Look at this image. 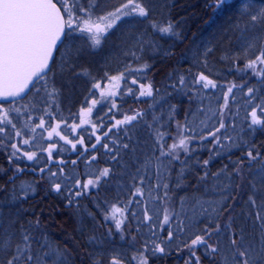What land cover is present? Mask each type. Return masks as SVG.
Returning a JSON list of instances; mask_svg holds the SVG:
<instances>
[{"label": "trees", "instance_id": "trees-1", "mask_svg": "<svg viewBox=\"0 0 264 264\" xmlns=\"http://www.w3.org/2000/svg\"><path fill=\"white\" fill-rule=\"evenodd\" d=\"M182 1L185 6L175 5L169 14L170 24L178 34L175 54L170 57L174 68L159 84L148 79L155 86V92L149 99L156 98L155 103L164 112L181 116L180 129L178 124L172 126V130L162 124V113L153 112L154 101L144 97L139 104L132 95L126 111L138 107L145 115L131 126L121 129L103 150L91 152L92 162H89L87 154V163L82 161L75 167H68V172L61 176V179L64 178L59 183L61 189L56 191L53 188L54 181L46 178L40 165L51 155H47L44 146L36 149L29 141L30 135L26 132L23 134L20 128L23 121H27V126L38 129L43 139L59 137L60 126L59 135H48L57 125V113L50 111L43 115H30L29 109L25 108V111L17 114L6 109L15 104L0 103V127L5 128L4 132H0V213L4 200H11L12 197L20 200L23 227L27 230L25 235L29 237L33 256L32 261H27L25 257L17 264H53L46 254L54 249L64 252L67 264H110L113 257L107 256L106 247L103 246V242L108 240L113 241L111 244L118 243L131 249L128 257H115L120 260V264H139L141 257L146 258L148 264H158V261H164L165 264H220V256L211 257L204 245L189 247L196 235H203L206 228L214 229L217 225L221 231L213 232L208 242H219L222 251L227 249L232 232L242 235L244 241L253 248L259 247L264 238V200L260 196L264 189L256 190L250 197L247 189L250 184L257 186L253 172L256 167L264 166V159L257 158L250 163L247 153L252 151L255 156L259 152L260 157H264V125H251L250 117V113L256 109L258 116L264 119L257 107L264 105V97L260 93L264 77L256 74L264 66L257 64L255 71L246 67L256 56L238 61L228 71V79L220 81L194 69L188 62L179 65L177 59L182 55V50L189 51L196 34L213 19L210 14L217 10L215 0ZM123 10L129 12V9ZM156 67L162 68L160 64ZM201 73L214 81L216 86L205 88L201 85L203 81L198 83ZM181 78L184 83L180 86ZM185 80H190L191 84ZM169 86L186 91L190 102H183L175 96L176 93H171L172 98L166 99L170 93ZM229 87L232 88L231 92L228 91ZM249 88L254 89L251 95L248 93ZM161 95L163 98H160ZM44 107L50 110L54 105ZM37 117L44 120L43 127H36ZM48 122L51 125L47 126ZM242 122L246 125L234 131L235 125ZM203 123L212 124L214 129L210 131ZM221 123L224 124L223 128H220ZM17 131L20 132L19 136L16 135ZM157 133L163 134V138ZM181 133L188 138L187 149L170 151V146L182 138ZM24 140L29 141L26 147L21 145ZM13 145L16 147L13 148ZM197 148L200 151H194ZM26 152L35 153V157L29 160L24 155ZM205 161L208 163L205 164ZM104 168L110 169L109 175L102 177L96 187L84 189L87 179H95ZM176 169L181 170L177 177L170 179L165 173ZM248 172H251V179L247 180ZM163 175L169 178L166 185L159 183L161 179L158 177ZM194 176L199 178L197 185L182 202L178 201L181 190L189 188L195 181ZM224 183V191L217 192L218 186ZM211 185L214 188L208 191L207 186ZM137 188L142 190L143 195L136 192ZM30 191H34V194H29ZM77 191L81 195L76 196ZM228 191H234L236 197L239 196L238 200L233 198L230 203L236 207L233 212L229 206L216 201L221 200V197L224 200V193ZM199 193L207 197L202 196L203 200L200 199L198 205L192 203L197 201ZM239 200L242 201L237 205ZM113 205L124 209V215L117 216V219L123 220L119 229L110 215ZM202 208L206 211H202ZM208 212L216 216L215 222L200 227L195 217ZM247 212L254 216L259 213V218H247ZM166 214L169 215L167 223L164 221ZM78 219L84 224L82 235H77L74 227ZM106 229L110 233L107 236L103 235V230L107 233ZM253 233H258L257 241L251 240ZM168 245L178 247V260L170 259ZM157 247H163L164 252L157 251Z\"/></svg>", "mask_w": 264, "mask_h": 264}, {"label": "rangeland", "instance_id": "rangeland-1", "mask_svg": "<svg viewBox=\"0 0 264 264\" xmlns=\"http://www.w3.org/2000/svg\"><path fill=\"white\" fill-rule=\"evenodd\" d=\"M173 1L134 0L135 3L144 4L149 11L148 16L141 17L132 13L129 8L130 14L121 16L119 19L121 21L116 26L113 24L104 33L97 52H92L87 48L89 45L87 35L78 38L75 35L70 36L59 57L60 71L63 73L67 66H72L75 63L83 65L85 72L77 69L70 73L65 72V75H60L62 73L52 74L47 78L49 83L47 86H51L50 89L40 86L39 92L36 91L25 104L7 106L6 109L20 114L21 111L28 108L30 115H43L54 111L57 113V123L63 127L62 131L68 134V123H78L82 111L87 110L88 100L83 103L80 96H95L97 92L93 85L100 80L104 81L109 77L120 76L121 72L118 69H122L123 65L129 75L134 76V72L138 69L136 72L137 81L146 84L148 82L146 71L153 69L155 64L165 60L166 54L170 53L178 43L176 42L178 34L174 27L171 33H162L158 30L170 24L165 21ZM79 2L84 7L89 6V0H79ZM91 3L94 4L91 9L94 17H99L114 12L117 8H122L129 4V0H91ZM260 9H264V0H226L225 4L217 8L218 16L196 34L187 52V59L179 61L178 64L182 65L184 62H188L211 78L227 80L229 76L227 64L229 62L250 60L257 56L261 50H264V21L256 23L251 21V15L256 14ZM152 19L162 21L160 24H164L163 27L153 22ZM220 58L226 62L223 63L224 61H221ZM123 74L126 76V72ZM133 79L131 78V81ZM185 81L191 84L190 80ZM201 85L203 86V84ZM53 87L56 89L55 94L51 91ZM158 92L159 89L156 90L157 95ZM50 93L52 94L50 95ZM209 93L212 92L209 91ZM260 93L264 97V83L261 84ZM50 104L54 105L50 110L44 107V105ZM12 107L14 110L11 109ZM106 107L104 105L100 110H104ZM156 111L162 113L160 117L162 121L163 115L169 113L164 112L163 108L160 111L158 106ZM40 120L37 117L35 122L39 124ZM47 124V126L51 125L49 122ZM27 125V121H23L21 132L30 135L29 141L33 146L42 144V137L39 135L38 129L35 127L32 129ZM245 125L246 123L243 122L237 123L233 130L237 131ZM204 127L209 128L210 131L214 129L212 124H206ZM262 169L264 166L253 174L254 179L258 180L257 182L264 181ZM29 194H34V191H30ZM19 203L20 200L12 197L11 200H4L1 206L0 263L3 264L7 263L16 253L17 245L21 248L25 246L24 236L27 230L23 227V210ZM112 242L111 240L103 242L107 256L124 258L122 256L128 257L131 253V249L127 246L120 244L114 246L111 244Z\"/></svg>", "mask_w": 264, "mask_h": 264}, {"label": "snow or ice", "instance_id": "snow-or-ice-1", "mask_svg": "<svg viewBox=\"0 0 264 264\" xmlns=\"http://www.w3.org/2000/svg\"><path fill=\"white\" fill-rule=\"evenodd\" d=\"M226 3V0H215L217 7L222 6ZM58 4L60 5L58 7ZM94 4L89 0V6L84 7L79 0H0V97H19L22 93L28 89L30 84L34 81H44L47 83V71L49 70V62L53 59V51L57 47V42L61 41V37L65 35H71L72 32L79 31L81 33H86L87 38L91 41L90 46L95 48L100 45L101 38L110 29L121 16L129 15L130 12L124 11L123 9H129L132 13H135L141 17H147L149 14L148 9L143 3H135L134 0H129V4L124 5L123 9L117 8L114 12H109L104 16L94 17L91 11ZM61 8L64 11H61ZM67 17V18H65ZM251 21L256 23L258 21H264V9H260L256 14L251 15ZM68 32H65V29ZM173 26L168 24L163 28L158 30L162 33H171ZM257 64L264 66V50H261L255 59L250 60L246 65L247 68H251L255 71ZM257 75L264 77V67L262 70L256 73ZM123 73L120 76H113L110 78L111 81L116 82L123 78ZM203 81V87L207 88L209 85L215 87V82L210 80L207 76L201 73L198 77V83ZM135 83V81H133ZM180 83L183 84L184 80L181 78ZM115 86V85H113ZM94 88L99 89L101 87L100 83H95ZM140 95H152V87L148 85H140ZM39 92V89L36 90ZM107 95L113 96L115 93L113 91L106 90ZM131 92V89L128 90ZM229 92L232 88L229 87ZM56 89L52 88V93H55ZM254 92L253 88L248 89V93L251 95ZM50 93V95L52 94ZM100 95L103 97L105 91H101ZM97 101L93 100L92 104L95 105ZM114 106V105H113ZM260 109V115L264 116V106H257ZM92 108L89 107L87 110L81 113V124L90 123L86 117L90 116ZM5 115L7 113L5 112ZM143 113L137 112L133 116H124L123 120H116L114 127L120 125L129 124L136 120L138 116H142ZM251 125H264V119L258 116L256 109L250 113ZM2 122V121H0ZM44 120L41 119L40 123L36 127H43ZM15 129V124L12 125ZM78 127V125H73V130ZM93 129L96 125H92ZM178 129L181 126L177 125ZM224 124H220V128H223ZM59 123L56 127L52 128L48 132L49 137L58 133ZM5 128L0 127V132H4ZM219 131V129H217ZM16 135L19 136L20 132L17 131ZM107 135V133H105ZM157 135L162 139L163 134L157 133ZM179 139L178 143H173L170 146V151L172 149L184 148L187 149L188 138L183 136ZM67 140V137H62ZM99 137H97V142L99 143ZM69 144H72L71 140H67ZM79 143L83 144V139L81 138ZM24 143H29L28 140H24ZM75 144L72 147L75 148ZM13 148L16 145L12 146ZM107 147V145H105ZM124 147H127L125 145ZM95 148V145H93ZM49 155H51V148L47 149ZM164 153H162L163 155ZM15 155V153H13ZM24 155L32 160L35 157V153L26 152ZM249 162L257 160V158L264 159L260 157V153L257 152L253 155L252 151L247 153ZM115 158V157H114ZM205 164L208 162L205 161ZM44 170L41 169V172ZM264 171V169H262ZM110 169L104 168L100 171L99 175L95 179H87L86 183L83 185L84 189L91 187H96L102 177H107L109 175ZM55 176V173L52 174ZM79 183V181H77ZM166 187V186H165ZM53 188L56 191L61 189L59 183H55ZM136 192L143 195L140 188L136 189ZM76 196L81 195L80 191L75 193ZM251 199V198H250ZM69 203H72L69 200ZM253 203L255 201L253 200ZM202 211L206 209L202 208ZM215 211V209H213ZM111 218L116 221V228L119 229L123 223L122 219H117V216L124 215V209L119 208L115 205L112 206ZM259 218V213L257 214ZM108 218L107 216L105 217ZM164 221L167 223L169 221V215L164 216ZM220 227L217 225L214 229L206 228L203 235H196L194 239L191 240V246L204 245L208 250L211 257L217 255L220 256V264H264V238L258 248H253L251 244L244 241V237L236 232H232L229 244L226 250L222 251L219 242L216 244H210L208 240L211 238L213 232L219 233ZM171 232H169V237H171ZM207 237V239H206ZM25 246L21 248L17 245L16 253L7 261V264H17V261H21L26 257L27 261H32L33 256L31 255V245L29 243V237L24 236ZM157 251L164 252L163 247H157ZM50 259H52L53 264H67V258L64 252L58 250H52L50 253L46 254ZM197 261L199 258H196ZM110 264H120V260L113 257ZM139 264H148L146 258L141 257Z\"/></svg>", "mask_w": 264, "mask_h": 264}, {"label": "flooded vegetation", "instance_id": "flooded-vegetation-1", "mask_svg": "<svg viewBox=\"0 0 264 264\" xmlns=\"http://www.w3.org/2000/svg\"><path fill=\"white\" fill-rule=\"evenodd\" d=\"M64 11V9L62 8ZM68 32V29H67ZM76 36L77 38L83 35H87L86 33H81L79 31L72 32L71 35L67 36L66 41L61 45L58 51V55L56 59L54 60L53 66L51 71L47 74L46 80L49 76L52 74L62 73L60 71V66L58 65L59 57L62 52V49L66 45L68 39H70V36ZM89 40V39H88ZM91 41L89 40V45H87V48L90 49L92 52H97L99 49V46L93 48L90 46ZM76 61V58H74ZM77 62V61H76ZM77 69L83 70L82 72H85V68L83 65L75 64L71 66V68L66 67L64 72L60 75H65L66 73H70L72 71H76ZM125 66H122V69H118L121 73L126 72L123 75V78L119 81L113 82L110 80L111 77L105 79L104 81L100 80L98 83H100L101 87L99 89L95 88V91L97 94L95 96H89V97H81L80 99L83 101H87V109L89 107L92 108V112L90 116L86 117L90 121V123L80 124L78 125L77 129L75 128L73 130L71 125H68L70 127V132L68 134L64 133L62 130L61 135L59 137H52L48 139L47 137H44V141L46 144V151L47 149L51 148V158L46 159L43 161V164L41 165V168H43V173L45 174L46 178L52 179L55 183H61L60 177L62 174H65L68 167H75L79 162L84 161L85 163L88 162L86 160V156L88 154L89 159L92 157V154L96 151H101V148L105 146V140L108 138L112 130H116L118 133L121 130V125L118 127H114V123L116 120H122L124 119V116L129 115H136V111L134 110L137 107H134L133 111H126V92L125 88L127 87L126 83L129 79H127V70H125ZM44 81H41L40 86L41 87H48L47 83L44 84ZM37 85V84H36ZM35 85V86H36ZM115 85V86H113ZM140 82L135 81L133 83V89H131L130 95H134L136 102L139 104L143 101V97L148 96H141L140 95ZM34 86V87H35ZM33 87V92H36V87ZM111 90L115 93L113 96L107 95L106 90ZM101 91H105V95L102 97L100 95ZM138 91V94L136 93ZM32 92V91H31ZM129 96V95H128ZM130 97V96H129ZM95 100L97 103L95 105L92 104V101ZM89 105V106H88ZM106 105L107 107L104 108V110H100V108L104 107ZM114 105V106H113ZM78 106V105H77ZM100 110V112H99ZM130 110V109H129ZM98 114V115H97ZM95 124L96 128L93 129L92 125ZM126 125V124H124ZM122 125V126H124ZM111 130L110 132H108ZM108 132V133H107ZM107 133V135H105ZM61 137H67V140H71L72 144H75V148L72 147V144H69L67 140L61 138ZM97 137H99V143L97 142ZM83 139V144L79 143L78 141L80 139ZM22 146L26 147L27 144L24 142L21 143ZM93 145H95V148H93ZM92 152V154H90ZM48 153V151H47ZM90 154V155H89ZM49 155V153L47 154ZM89 162H92V159H90ZM39 165V166H40ZM55 173V176L52 174ZM53 184V185H54Z\"/></svg>", "mask_w": 264, "mask_h": 264}, {"label": "bare ground", "instance_id": "bare-ground-1", "mask_svg": "<svg viewBox=\"0 0 264 264\" xmlns=\"http://www.w3.org/2000/svg\"><path fill=\"white\" fill-rule=\"evenodd\" d=\"M175 2V3H174ZM174 3V4H173ZM173 4V5H172ZM185 3H184V1H182V0H174L172 3H171V5H170V7H169V12H168V17L166 18V21L165 22H171V16L169 17V14H170V10L173 8V7H175V5H178V6H180V7H184L185 5H184ZM217 8H219V7H217ZM217 11L218 10H216L215 12H212L210 15H211V17H213V19L212 20H214L215 19V17L216 16H218L217 14ZM152 21L153 22H155V23H157V24H160L162 21H159V20H153L152 19ZM164 25V24H163ZM162 24H160V26H163ZM201 30V29H200ZM176 42H178V40L176 41ZM175 47H176V45H175ZM181 48V47H180ZM182 55L181 56H179L178 57V59H177V61L179 62V61H183V60H186L187 58H186V55L188 54L185 50H182ZM175 54V51H174V49H172L171 50V52L170 53H167L166 54V59L165 60H162L161 61V63H159L160 64V66L162 67L163 66V64L162 63H164V65H165V67L163 66L161 69H159V67H156V65H158V64H155V66L153 67V69H151V70H147L146 71V73L148 74V79H150L154 84H159V83H161L162 82V80H163V78L164 77H166V76H168L171 72H172V68H174L172 65H173V60H171L170 61V57L171 56H173ZM220 59H222V58H220ZM221 61H224L223 59L221 60ZM226 61H224L223 63H225ZM236 64V62L234 63V61H232V62H229L228 64H227V71H229L230 69H232V66L233 65H235ZM71 66L69 65L68 66V68H70ZM194 69H198L197 67H194V66H192ZM198 70H200V69H198ZM163 74V75H160V74ZM228 79V78H227ZM217 80H220V81H223L222 79H217ZM168 91L170 92V93H168L167 94V97H166V99H168V98H172L170 95H171V93L173 94V95H175V93L178 95H175L176 97H180L182 100H183V102H185V103H189L190 102V98L189 97H187V94H186V91H182V90H178L177 88L176 89H174V86H169V88H168ZM160 98H163V96L161 95L160 96ZM154 104V103H153ZM153 104H150V106H152L153 107ZM263 104H264V102H263ZM261 106H264V105H261ZM163 117H164V119H163V121H162V124L168 129H170V130H172L173 128H172V126H174V125H177V124H179V123H182V117L180 116V117H178V116H174V115H171V113H168V114H164L163 115ZM152 118V117H151ZM194 121V119L193 120H191V122H193ZM204 124V126L206 125L205 123H203ZM194 151H200V149H195ZM198 158H200V156L198 157ZM194 167H196L195 165H194ZM261 168H263V167H256V169L254 170V172H256V171H258L259 169H261ZM254 172H253V174H254ZM168 176H170V179L172 178V177H177V176H179L180 174H181V170L180 169H176V170H174L173 172L172 171H170V170H168V171H166L165 172ZM246 176H247V180L248 179H251V172L249 173H247L246 174ZM160 177V178H159ZM158 177V179H161V181L159 182L161 185H166L167 183H168V180H169V178L168 177H166V176H159ZM195 177V181L190 185V187L189 188H187V189H185V190H181V197H182V199H181V197L179 196V198H178V201H183L187 196H188V194H189V192H190V190L193 188V187H195L196 185H197V183H198V181H199V178L197 177V176H194ZM258 181V180H257ZM255 182L256 184H257V186L256 187H253V184H250L249 185V188L247 189V191H250L249 192V197L252 195V194H254V192H256V190H260V191H262L261 189H264V181L263 182ZM214 186L215 187H217V185L216 184H214ZM214 186H207V190L208 191H211L213 188H214ZM225 186H226V183H224V185H221V186H218V188H217V192H219V193H222L223 191H224V189H225ZM231 190V189H230ZM178 193V192H177ZM177 195V194H176ZM178 196V195H177ZM202 196H205V197H207L206 195H202L201 193H199L198 194V196H197V201H195V202H192V203H195V204H197L198 205V203L200 202V199L201 200H203V197ZM248 196V193L246 194V196L245 197H247ZM260 196L262 197V199L264 200V192H262V193H260ZM224 197H225V199L223 200L222 199V197H221V200H218V199H216V201H217V203H221V205L223 204V205H226L227 207L229 206L230 207V209L232 210V212L233 211H235L236 210V207H232V205L230 204L231 203V201L233 200V198H235V199H239V196L238 197H236V193L233 191V192H230V191H228V193L226 192V193H224ZM241 198H243L244 199V197H242V196H240ZM216 198V197H215ZM3 200H4V198H3ZM2 200V201H3ZM245 200H246V198H245ZM240 201H242V200H239V201H237V205H238V203L240 202ZM185 204V203H184ZM20 207H21V205H20ZM182 207H183V209H184V206H183V203H182ZM205 213V212H204ZM203 214V213H202ZM202 214H201V216L199 215V216H196L195 218H197L198 220H199V226L200 227H205V225H208V224H211V223H214L215 222V220H216V216H214V214H212V213H210V212H208V214H205V215H203L202 216ZM245 217H247V218H250V219H254V218H256L257 217V215H252L250 212H247L246 213V215H245ZM79 220V219H78ZM74 227H75V229H76V233H77V235H82V231H83V229H84V224H83V221H81V220H79V221H75V225H74ZM87 228H90V226H87ZM109 229H106V231H107V233L105 232V230H103V235H105V236H107L108 234H110L109 233V231H108ZM252 238H251V240L252 241H257L256 239H258V233H253L252 234V236H251ZM261 237H262V233H261V235H260V237H259V240L261 239ZM261 244V243H260ZM260 244H259V246H260ZM114 246H117L118 245V243H115V244H113ZM178 250V247H176V248H172V246L171 245H168V252L171 254L170 255V259H174V260H178V256H179V254L176 252ZM158 264H165V262L164 261H158Z\"/></svg>", "mask_w": 264, "mask_h": 264}, {"label": "water", "instance_id": "water-1", "mask_svg": "<svg viewBox=\"0 0 264 264\" xmlns=\"http://www.w3.org/2000/svg\"><path fill=\"white\" fill-rule=\"evenodd\" d=\"M54 2H55V0H54ZM58 7H59V5H58ZM61 11H62V10H61ZM65 32H66V29H65ZM64 37H65V36H62V37H61V41H58V42H57V47H56V49H54V51H53V59L49 62V69H51V66H52L53 60L55 59L56 54H57V50H58L59 46L61 45V43L63 42ZM46 71H47V73L49 72V70H46ZM35 82H36V81H34L33 84H30L29 87H28V89H26L25 92L22 93L19 97H15V98H13V97H8V98H2V97H0V102H10V101H14V100H17V99H22V98H24V97L30 92V90H31V88L33 87V85L35 84Z\"/></svg>", "mask_w": 264, "mask_h": 264}]
</instances>
